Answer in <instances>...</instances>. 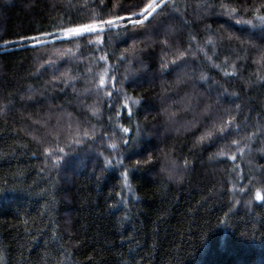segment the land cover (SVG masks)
<instances>
[{"label":"trees","instance_id":"obj_1","mask_svg":"<svg viewBox=\"0 0 264 264\" xmlns=\"http://www.w3.org/2000/svg\"><path fill=\"white\" fill-rule=\"evenodd\" d=\"M176 2L192 4L186 10L192 23L185 26L178 14L165 18V24L176 26L169 39L187 47L190 33L197 34L201 44L212 35L214 47L208 44L207 52L221 67H213L200 52L186 63L196 77L206 72L208 84L219 81L237 92L234 103L227 98L217 101L218 87L209 93L208 85L196 78L176 84L183 72L161 74V45L156 44L141 54L144 66L134 60L137 71L122 81L125 64L119 65L118 87L122 82L128 95L141 100L140 104L129 100L133 109L129 115L123 107L124 93L113 90L108 97L95 91L97 72L104 62L96 59L100 53L94 47L83 41L80 49L57 41L48 46L49 51L73 48L61 67L78 78L65 84L53 81L51 71L37 72L47 59L44 50L18 40L36 30L57 35L53 26L70 14L76 21L78 9L71 5L83 0H6L0 4V264H264V199L255 195L259 189L264 196V188L255 182L264 178L237 156L230 158L226 141L239 137L197 142L210 118L227 120L233 115L247 131H253L257 121L264 124V81L257 78L255 50L245 52L237 41L220 39L231 21L215 15V10L197 19L194 0ZM206 25L214 31H206ZM241 27L232 25L237 30ZM245 39L264 44L259 31ZM191 43L195 49V42ZM121 48L115 40L107 45L117 54ZM113 59L110 55L109 63ZM234 60L238 76H225L222 69L231 71ZM90 67L93 71L87 74ZM186 96L193 97L188 108ZM207 103L212 105L211 114L202 112ZM234 104H240V110ZM93 107L100 111L94 114ZM169 111L176 113L172 120ZM63 115L78 122L82 131L88 130L94 137L89 138L91 142L100 141V146L94 145L100 155L97 160L83 157L80 166L73 162L68 172L59 171L62 160L54 166L44 152L47 141L57 144L50 133L66 128ZM121 126L129 131L123 132ZM68 128L65 133L77 140ZM112 140L115 148L110 146ZM258 142L252 145L260 149ZM58 144L65 146V141ZM221 150L229 156H219ZM166 153L187 169L178 184L158 170L159 157ZM149 155L152 159L147 164L137 163ZM256 157L259 163L261 157ZM242 183L250 186L243 194L244 203L238 205L235 200L240 197L231 191Z\"/></svg>","mask_w":264,"mask_h":264},{"label":"snow or ice","instance_id":"obj_2","mask_svg":"<svg viewBox=\"0 0 264 264\" xmlns=\"http://www.w3.org/2000/svg\"><path fill=\"white\" fill-rule=\"evenodd\" d=\"M5 2L6 0H0V4ZM194 3L197 19H201L209 12L215 10V15L223 16L227 21H231V24L223 29L219 38L237 41L245 52L248 49H254L255 63L259 65L257 78L258 80L264 81V71H261L264 70V44H257L252 39H245V37H250L255 31L264 34V0H194ZM109 4H111V7H109ZM71 6L78 9L77 19L74 21L70 14L58 25H54L53 31L59 33V36L53 35L49 31L36 30L31 35H20L18 37V40L25 45L38 46L47 53V59L39 64L37 72L41 69L51 71L53 73V81L63 80V83L68 84L70 81L76 80L78 76L70 75V69L64 68L62 70L61 67L69 53H72L73 48L60 49L53 47L51 51H48V46L53 41H57L61 44H74L76 49H80V42L83 41L88 46L94 47V50L100 53L96 59L104 62L103 67L97 72L98 80L95 83V91L108 97L112 96L113 90L124 93L125 99L123 101V107L131 115L133 109L129 106V100L136 104H140L141 100L128 95L126 89L123 88L122 82L118 87L116 82L118 79L119 65L120 63L125 64V76L121 78L122 81L128 78V73H135L137 71L133 66L134 60L143 67V61L140 59L141 54L149 46L160 44L161 54L159 60L161 74H166L169 71H180L183 72V76H177L176 84L183 83L187 78H196L198 81H203L208 85L207 91L209 93L212 92L214 87H218L219 90L216 92L217 101L221 98H227L230 102L234 103L235 99H238L237 92H230L219 81H212L211 84H208L209 77L206 72L201 71L199 76L196 77L195 70L189 69L186 63L188 57H197L198 52H200L204 54L208 61L213 63V67H221L212 61V57L207 52L208 44H212L214 47V37L212 35H209L207 41L201 44L198 40V35L190 33L189 40L195 42V49L191 42L187 47H181L178 43L174 44L169 39L170 35L175 33L176 26L172 23L165 24V18L173 14H178L184 25L190 27L192 22L186 18V10L192 7L191 3L180 6L176 0H139V3H134L132 0H83L82 4ZM232 25H240L242 27L237 30L232 28ZM205 30L209 32L214 31L211 25H206ZM114 40L119 41L122 45L119 54L115 50L110 52L107 49V45L113 43ZM9 43L11 42L4 41L5 45ZM17 46L20 45L17 44ZM110 55L114 57L111 63H109ZM236 59L239 60L242 58L237 57ZM222 70L225 76L236 77L239 74V67L235 60L231 65V71L228 68H223ZM92 71L93 69L91 67L88 68L87 74H90ZM251 83L249 81V84ZM88 91L89 89H85V92ZM208 99L210 101L211 96ZM192 100V96H186L184 106L186 108L191 107ZM231 106L232 103H230ZM234 107L240 110L241 105L234 104ZM2 111L3 109H0V112ZM91 111L95 114L100 109L93 107ZM225 111L228 110L226 109ZM202 112L211 114V103H207L202 109ZM116 115L120 116V112L117 111ZM175 115V111H169V120H172ZM121 127L123 132L127 133L129 131L127 127ZM252 127L254 129L253 131H247L245 129L243 134H241L242 125L237 122L235 116L229 115L227 120L223 118H210L208 126L197 137V142H210L216 138L224 139L228 135L237 136L239 139L226 141L228 147L234 148L230 158L235 160L237 153L241 156L246 152L250 153L252 151V142L258 136H264V124L257 121ZM83 135L87 137L90 135V132L85 130ZM76 143L79 144L81 141L76 140ZM124 143L127 144L128 141L124 140ZM110 146L112 148L117 146L114 140L110 141ZM57 149L59 153H64L65 151L59 145H56V149L53 147H46L44 149L45 153L51 155L54 166L61 160V156L57 154ZM259 151L264 152V147L260 148ZM218 155L229 156V152L221 150L218 152ZM151 159L152 157L149 155L146 160L137 161V163L147 164ZM249 162L251 163V161ZM106 163H111V161L106 160ZM185 164H187V161H185ZM125 183L127 184V173H125ZM255 195L258 200L264 199L259 189H256Z\"/></svg>","mask_w":264,"mask_h":264},{"label":"rangeland","instance_id":"obj_3","mask_svg":"<svg viewBox=\"0 0 264 264\" xmlns=\"http://www.w3.org/2000/svg\"><path fill=\"white\" fill-rule=\"evenodd\" d=\"M57 36H59V33L57 34ZM49 51V49H48ZM45 52V51H44ZM61 122L66 124V128L71 125V127H69L68 129H71L72 131H74L77 135V133H79V135H77V140H80L81 143L77 144L76 143V140H71V137L65 133V129L61 126L59 128H55L56 130V133H53L51 135V138H53L54 141L57 142L56 145H59L60 147H63L65 149L64 153H59L58 152V149L56 150L57 151V154L61 156V160L63 162V166H59V171H64V172H68L70 171L71 169L74 168L73 166V162L76 163L77 166H80L79 163L81 160H83L84 158L83 157H88L89 158V162H94V160H97L98 157H100V155L98 154V152H96L97 150L94 149V145H97L100 141L98 139L97 143L94 144V142H91L89 140V138L91 136H93L91 133L89 136H84L83 135V132L84 130L82 131V127L80 126V124H78V122L75 123V121L73 119H70L68 116L66 115H63V117L61 118ZM51 130V129H50ZM50 132V131H49ZM80 132L82 133L80 135ZM244 132V126L242 125V133L243 134ZM229 137H233V135H229ZM237 137V136H235ZM91 138H94V137H91ZM262 140H259V137L257 138V140L259 141L258 142V146L260 145V147H264V140L263 138H261ZM65 141V146H61L60 144H58V142H62V141ZM256 141V139L253 141L252 144H254ZM48 145L46 147H53L54 149H56V145L53 146V144H50L48 141H47ZM91 145V147H90ZM100 146V144H98ZM257 146V145H256ZM229 150L234 151V148H230L228 147ZM68 149V150H67ZM46 155L48 157H51V155L47 154ZM257 155H259L261 158H260V161L259 163L256 162V159H257ZM237 158L239 161L245 163L246 165H250L252 168H256V173L261 177L264 178V152H261L259 151L258 148H256L254 145H252V151L250 153L246 152L243 156H241L239 153L236 154ZM221 157H224L225 156H221ZM251 161V163L249 162ZM258 164L259 167H255L254 164ZM238 180L241 179V175L238 174ZM257 177L254 176V178ZM253 178V177H251ZM250 178V179H251ZM257 179V178H255ZM256 183L260 184L262 188H264V180H260L258 178L257 181H255ZM240 186H235L233 187L231 193L233 195H239L240 200L236 199L235 201L237 202V204H241V203H244L243 200H244V196L243 194L246 193L248 191V188L250 185H245L244 183L239 184ZM241 189H243V191H241ZM241 195V196H240ZM262 195V194H261ZM235 197V196H234Z\"/></svg>","mask_w":264,"mask_h":264},{"label":"clouds","instance_id":"obj_4","mask_svg":"<svg viewBox=\"0 0 264 264\" xmlns=\"http://www.w3.org/2000/svg\"><path fill=\"white\" fill-rule=\"evenodd\" d=\"M159 172L171 183H180L186 176L184 163L171 153L162 154L158 163Z\"/></svg>","mask_w":264,"mask_h":264}]
</instances>
